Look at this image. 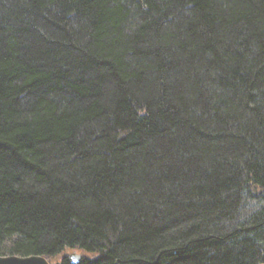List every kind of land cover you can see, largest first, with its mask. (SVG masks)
Returning a JSON list of instances; mask_svg holds the SVG:
<instances>
[{
    "label": "trees",
    "instance_id": "trees-1",
    "mask_svg": "<svg viewBox=\"0 0 264 264\" xmlns=\"http://www.w3.org/2000/svg\"><path fill=\"white\" fill-rule=\"evenodd\" d=\"M264 264V0H0V257Z\"/></svg>",
    "mask_w": 264,
    "mask_h": 264
},
{
    "label": "water",
    "instance_id": "water-1",
    "mask_svg": "<svg viewBox=\"0 0 264 264\" xmlns=\"http://www.w3.org/2000/svg\"><path fill=\"white\" fill-rule=\"evenodd\" d=\"M67 259L71 264H77L80 261L79 254H69ZM0 264H50L49 261L43 256H29V257H19V256H5L0 257Z\"/></svg>",
    "mask_w": 264,
    "mask_h": 264
}]
</instances>
